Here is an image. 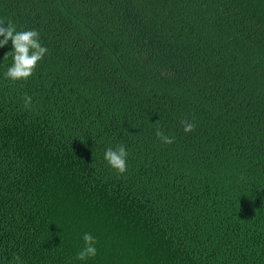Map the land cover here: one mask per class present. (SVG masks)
<instances>
[{"label": "trees", "instance_id": "trees-1", "mask_svg": "<svg viewBox=\"0 0 264 264\" xmlns=\"http://www.w3.org/2000/svg\"><path fill=\"white\" fill-rule=\"evenodd\" d=\"M0 20L48 49L13 81L0 47V264H264V0H0Z\"/></svg>", "mask_w": 264, "mask_h": 264}, {"label": "clouds", "instance_id": "clouds-1", "mask_svg": "<svg viewBox=\"0 0 264 264\" xmlns=\"http://www.w3.org/2000/svg\"><path fill=\"white\" fill-rule=\"evenodd\" d=\"M0 47L7 45L11 40L13 50L6 53L4 60L9 55L13 58V64L7 69L5 76L13 81L27 80L30 78L38 63L44 58L48 49L40 42V33L36 29L17 31L16 25L12 21L5 22L0 20ZM25 108L30 109L32 106V97L25 94ZM185 132H192L196 125L188 120L182 121ZM156 136L167 144H172L175 137L166 135L160 129H157ZM128 151L123 144L117 145L115 148L109 146L104 153V160L107 164L115 169L119 174L127 171ZM84 247L77 253V259L86 260L97 254L96 239L90 233H85L83 236ZM13 259L16 264H22L19 255H15Z\"/></svg>", "mask_w": 264, "mask_h": 264}]
</instances>
